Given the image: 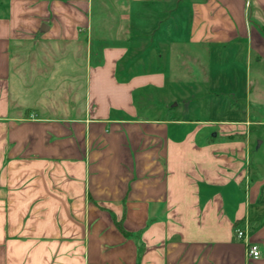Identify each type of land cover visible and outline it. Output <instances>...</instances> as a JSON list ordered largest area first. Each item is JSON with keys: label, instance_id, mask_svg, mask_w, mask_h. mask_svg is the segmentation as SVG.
Returning a JSON list of instances; mask_svg holds the SVG:
<instances>
[{"label": "crops", "instance_id": "1", "mask_svg": "<svg viewBox=\"0 0 264 264\" xmlns=\"http://www.w3.org/2000/svg\"><path fill=\"white\" fill-rule=\"evenodd\" d=\"M92 2L0 0V264H264V180L248 178L251 139L224 128L239 122L212 121L230 132L198 138L206 125L189 118L190 104L177 120L160 104L168 60L206 78L202 65L237 50L245 93L264 109V0H96V27ZM86 31L79 116H70L75 94L45 109L56 116L24 111L13 57L26 60L24 43L56 57ZM189 125L198 127L183 137L170 131ZM236 224L248 225L259 259Z\"/></svg>", "mask_w": 264, "mask_h": 264}, {"label": "rangeland", "instance_id": "2", "mask_svg": "<svg viewBox=\"0 0 264 264\" xmlns=\"http://www.w3.org/2000/svg\"><path fill=\"white\" fill-rule=\"evenodd\" d=\"M95 3L96 0H93V13L89 19L90 24L94 27L102 22V19L98 16V9ZM107 21L111 23L110 19H107ZM46 26L42 24V30H45ZM168 29L169 26L166 24V29L164 30L166 38H168ZM140 30L141 25L138 22L134 27L133 34L136 36ZM86 36L87 31L82 34L81 40L77 43L78 50H76L77 48L72 50L64 49L63 52H65L66 56L62 52L56 57H53V54L47 57L45 56V51L35 50L32 52L31 45L24 43L22 53L26 60L20 63L18 56L13 57L14 71L11 77L13 97L19 98L18 103L24 111L26 108L31 107L36 109L38 117L56 116L58 115L56 112L49 113V110L45 111V109L47 107H55L59 111L57 106L61 105L63 96H73L75 94L78 97L76 110L74 112L71 111L70 116H79V113L75 112H77L79 107V98L81 97L82 99V94H84L83 85L84 81H86L87 63H85L84 57L86 48L85 43L82 42ZM105 37L110 42L109 37H111V34L109 31L106 32ZM172 48L175 51L177 50L175 47ZM12 52L14 53L13 49ZM68 53L71 56H67ZM240 56L242 55L237 50H230L225 52L223 59L215 60V62L211 60V64L209 62L210 65L208 66L202 65V70L206 71L208 67L206 78L203 75V71H198L196 67H192L189 76H184L186 71L182 70L180 67L182 65L178 67H176L177 65L172 66L171 61L168 60L170 66H166L171 70V74L168 75L171 79L165 89L161 90L160 104L166 103L167 106L172 108L175 111L173 118L176 120L182 118L181 111L187 107V104H190L189 118L206 125L198 131V138L216 137L230 132H222V128L210 123L211 121L214 123L219 122V124L239 122L234 126L229 125V127L234 128H227L226 126L224 128L233 129V134L242 133L251 139L249 152L251 174L248 175V178L253 182L264 180V109H259L256 106L258 101L254 95L248 98L245 93V88L249 81V76L247 75L248 67L244 62V56L243 58ZM131 57L132 55L128 56V58ZM31 58H40V65L33 66L29 61ZM171 60L175 64L173 58ZM223 60L225 61L224 65H220V61ZM137 64L132 69L138 74L137 76H142L141 69L143 64L141 66ZM166 66L164 65L163 67ZM255 70V66H252L250 79L253 82L256 80ZM136 106L142 108L139 104ZM138 116H141V114ZM195 121L194 123H196ZM247 122L251 123L248 126L244 125ZM197 127L194 125H189L185 128L174 126L170 131L176 136L180 134L183 137L189 133H194ZM223 135L221 137H224ZM247 169L245 166V170Z\"/></svg>", "mask_w": 264, "mask_h": 264}, {"label": "built area", "instance_id": "3", "mask_svg": "<svg viewBox=\"0 0 264 264\" xmlns=\"http://www.w3.org/2000/svg\"><path fill=\"white\" fill-rule=\"evenodd\" d=\"M248 225L245 227L236 226L234 234L237 240L244 241L246 243L247 255L253 259H259L261 257L260 247L257 244L251 243L247 239Z\"/></svg>", "mask_w": 264, "mask_h": 264}, {"label": "trees", "instance_id": "4", "mask_svg": "<svg viewBox=\"0 0 264 264\" xmlns=\"http://www.w3.org/2000/svg\"><path fill=\"white\" fill-rule=\"evenodd\" d=\"M236 226H237V224H236ZM236 226H235V227H236ZM118 227H119L120 230L123 231L121 224H118ZM123 232H124V231H123ZM124 233H126V232H124Z\"/></svg>", "mask_w": 264, "mask_h": 264}]
</instances>
